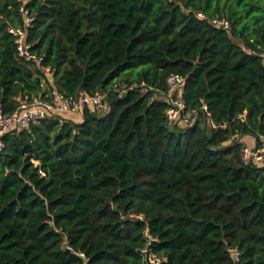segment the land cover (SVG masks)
<instances>
[{
    "label": "trees",
    "instance_id": "trees-1",
    "mask_svg": "<svg viewBox=\"0 0 264 264\" xmlns=\"http://www.w3.org/2000/svg\"><path fill=\"white\" fill-rule=\"evenodd\" d=\"M21 4L34 17L26 40L66 95L125 81L164 90L179 73L198 115L169 123L163 100L132 90L109 93L102 113L4 135L0 264H145L149 238L161 264H233V246L241 264H264V164L226 144L264 136V64L252 52L264 50V0H0L5 113L43 91L7 30Z\"/></svg>",
    "mask_w": 264,
    "mask_h": 264
},
{
    "label": "built area",
    "instance_id": "built-area-1",
    "mask_svg": "<svg viewBox=\"0 0 264 264\" xmlns=\"http://www.w3.org/2000/svg\"><path fill=\"white\" fill-rule=\"evenodd\" d=\"M21 14V24L18 26H8V32L13 36L17 56L23 60L33 63L43 73L42 94L31 101L20 100L17 107L10 113H5L0 106V153L4 148L3 137L11 131H24L31 125L36 124L40 119L50 116L62 115L66 113H82L85 109L106 110L107 96L109 93L122 96L129 91H136L141 96L154 94V97L163 100L167 107L165 115L169 123L192 124L196 121L198 110L187 109L182 97L184 77L179 73H170L165 80V89L160 90L145 81L117 82L106 90H95L92 93H81L79 95H66L59 90L51 79L49 67L42 65V57L32 51L31 42L26 40L27 30L31 27L34 17L24 4L19 7ZM201 16V14H198ZM211 23L219 28L228 30L229 22L225 18H215ZM257 53L264 64V50L252 51ZM45 80L49 85L45 84ZM207 115V122L210 126L215 127V123L207 112V107L203 104L200 108ZM240 157L244 163H261L264 162V146L258 145L252 149L243 145L240 148ZM43 174V173H42ZM228 252L233 264H241V252L237 247H229ZM158 257H154L155 263L161 264ZM164 260V259H163Z\"/></svg>",
    "mask_w": 264,
    "mask_h": 264
},
{
    "label": "crops",
    "instance_id": "crops-1",
    "mask_svg": "<svg viewBox=\"0 0 264 264\" xmlns=\"http://www.w3.org/2000/svg\"><path fill=\"white\" fill-rule=\"evenodd\" d=\"M81 114L82 113H74V114L66 113V114H62V115L67 117V118H72V119L78 121L81 118ZM233 141H237L241 144V146L245 145L250 149H252L258 145L264 146V136L260 137V140L258 141L257 138L251 134H244V135L235 134L234 136L231 137L230 140H228L226 142V144L233 142ZM260 164H264V162H261Z\"/></svg>",
    "mask_w": 264,
    "mask_h": 264
},
{
    "label": "water",
    "instance_id": "water-1",
    "mask_svg": "<svg viewBox=\"0 0 264 264\" xmlns=\"http://www.w3.org/2000/svg\"><path fill=\"white\" fill-rule=\"evenodd\" d=\"M153 241H154V239L149 238V242L143 251L145 264H159V263H155L151 257L150 247H151ZM67 251H69V248H67Z\"/></svg>",
    "mask_w": 264,
    "mask_h": 264
},
{
    "label": "rangeland",
    "instance_id": "rangeland-1",
    "mask_svg": "<svg viewBox=\"0 0 264 264\" xmlns=\"http://www.w3.org/2000/svg\"><path fill=\"white\" fill-rule=\"evenodd\" d=\"M135 72H136V70L131 71L132 74H134ZM98 112H99V113H102V112H104V110L99 109Z\"/></svg>",
    "mask_w": 264,
    "mask_h": 264
}]
</instances>
